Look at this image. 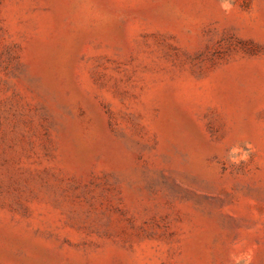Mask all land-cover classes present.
<instances>
[{"label":"rangeland","instance_id":"1","mask_svg":"<svg viewBox=\"0 0 264 264\" xmlns=\"http://www.w3.org/2000/svg\"><path fill=\"white\" fill-rule=\"evenodd\" d=\"M0 264H264V0H0Z\"/></svg>","mask_w":264,"mask_h":264}]
</instances>
